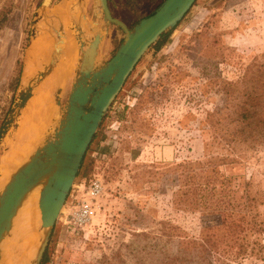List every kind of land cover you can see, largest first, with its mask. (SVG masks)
Returning a JSON list of instances; mask_svg holds the SVG:
<instances>
[{"label":"rangeland","instance_id":"rangeland-1","mask_svg":"<svg viewBox=\"0 0 264 264\" xmlns=\"http://www.w3.org/2000/svg\"><path fill=\"white\" fill-rule=\"evenodd\" d=\"M42 1L0 0V129L22 86L31 44L37 36L40 41L35 46L50 52L51 41L45 37L56 36L57 18L58 22L43 19L36 35L33 32ZM163 1L109 0V7L114 18L133 28ZM65 4L68 7L70 1ZM85 12L92 22L93 0ZM70 31L76 37L72 24L66 42L70 40L76 50L74 78L79 44L76 40V49ZM122 41L123 32L110 26L98 64L107 63ZM39 63L41 71L48 61ZM253 63H264V0H197L167 41L150 48L138 63L104 118L54 227L45 264H165V256L177 255L179 246L178 238L169 240L170 227L196 239L204 228L219 226L217 215L174 206L186 164L197 169L205 185L214 170L218 180L209 195L215 200L241 204L245 188L253 198L251 213L257 216L260 232L246 233L241 242L245 250L222 254L215 264H264V140L232 136L230 117L238 108L237 98L245 94L246 71ZM55 71L35 89L5 138L0 148V181L8 179L1 171L8 155L28 134L24 119L36 107L32 102L38 103L43 94L46 107L55 113L53 119L58 117L59 86L48 93L43 87ZM63 85L64 107L72 81ZM42 137L44 132L39 133ZM95 177L102 180L104 193L96 202L93 223L74 230L67 224V215L84 194L80 189Z\"/></svg>","mask_w":264,"mask_h":264},{"label":"water","instance_id":"water-1","mask_svg":"<svg viewBox=\"0 0 264 264\" xmlns=\"http://www.w3.org/2000/svg\"><path fill=\"white\" fill-rule=\"evenodd\" d=\"M68 1L70 4L66 7ZM88 1L43 0L36 12V20L33 22L35 35L43 19H59L58 28L54 30V44L44 59L48 64L41 71L39 63L29 78L25 79L23 74L16 102L0 129V148L35 89L58 69L70 24L74 25L77 32L78 67L64 107V88L58 84L55 102L59 115L44 132L42 142L0 185V264L3 244L16 232L19 214L36 191H40L38 211L41 218L37 228L40 237L36 252L27 264L42 263L88 148L111 106L150 48L183 21L197 0H164L152 15L141 19L133 28L113 17L109 0H93L90 22L85 12ZM61 8H66L67 21L58 11ZM112 25L123 32V41L107 63L98 64L104 35Z\"/></svg>","mask_w":264,"mask_h":264},{"label":"trees","instance_id":"trees-1","mask_svg":"<svg viewBox=\"0 0 264 264\" xmlns=\"http://www.w3.org/2000/svg\"><path fill=\"white\" fill-rule=\"evenodd\" d=\"M170 34L171 32L164 34L155 46L159 48L163 45ZM246 72L245 94L237 98L238 108L230 115L235 129L232 136L244 138L245 141H260L264 140V63H253ZM228 133H230L229 130ZM83 165L84 160L81 169ZM183 168L182 184L173 196L174 206L186 211L217 215L221 219V224L204 228L200 237L196 239L183 237L176 227H170L169 240L178 238L179 246L177 255L165 256V264H215V258L217 260V257H221L222 254L233 252L235 249L244 251L245 248L241 242L245 240L246 233L260 232L255 223L257 216L251 213L253 198L248 188L244 189V202L241 204H236L234 200L218 201L215 200L214 195H209L214 193V180H218L214 170L213 177L207 178L208 182L205 185L192 164H186ZM203 168L204 166L200 168L201 171H204ZM208 184H211L213 188H210ZM47 261L46 250L41 264Z\"/></svg>","mask_w":264,"mask_h":264},{"label":"bare ground","instance_id":"bare-ground-1","mask_svg":"<svg viewBox=\"0 0 264 264\" xmlns=\"http://www.w3.org/2000/svg\"><path fill=\"white\" fill-rule=\"evenodd\" d=\"M65 9L61 8L58 11L60 14L63 15L64 19L67 20L68 13L66 14ZM45 32L47 33L48 31ZM70 33L76 42V49H77L78 45H77V41H76L77 39L75 37V33L72 31H70ZM48 35L49 37H45V39L51 41L50 44V50H51L53 44V40H52L53 36L50 33ZM38 41H40V39L36 36L35 41L33 42V44H31L32 45L31 47L33 48H31L26 58V67L24 69L25 79L29 78L31 75L34 74V70L36 69V66L39 64V62L46 59L48 57V54L50 53L47 51L46 48H43L41 46L36 47L37 45L35 46V43ZM65 49H66L65 50L66 55H64L65 65L64 64L63 65L65 67L62 68L64 69L63 73L61 72L59 65L58 69L55 71V74H53L52 78L47 80L46 83L44 82L45 83L43 86L45 88L44 93H48L54 88V86L58 84L63 85L64 82L66 84H70L72 81L74 67H75L76 50L74 49L73 44L72 42H70V40L66 44ZM77 67H78V60L76 62L75 71L77 70ZM53 82H55V84H53ZM40 99L41 100L38 99V103L34 101L32 102L33 105L36 107H34V109L31 110L32 111L30 112L31 114L28 113L29 115H26L27 117L25 116L26 119L24 120L28 124L27 126L28 134L27 135L24 134L25 137L23 140H18L17 144L13 147L11 153L8 155L7 158L10 159L7 160L8 162L1 170V171L4 170V174H5L4 177L9 176L14 169H16L21 164H23L24 161H26V159L29 157L31 152L36 148V146L42 142V140L39 139V133L47 131L46 129L50 125V121L53 119V116L55 115L53 110H50L46 107L44 103L45 100L43 99V94L40 97ZM22 133H24V130ZM4 182L5 181L1 179L0 185L4 184ZM39 198H40V191H36V194H33L31 196V198L28 200L26 205H24L22 211L20 212L18 218V226L16 227V232L8 241H5L3 244L4 251H3L2 264H27L30 261V259L34 256L36 249L38 247L39 237H40L39 232L37 231L38 224L41 218L40 210L38 211Z\"/></svg>","mask_w":264,"mask_h":264},{"label":"built area","instance_id":"built-area-1","mask_svg":"<svg viewBox=\"0 0 264 264\" xmlns=\"http://www.w3.org/2000/svg\"><path fill=\"white\" fill-rule=\"evenodd\" d=\"M84 194L73 204L67 215V224L74 230H84L93 223L95 205L104 193V184L100 178L95 177L89 186L80 189Z\"/></svg>","mask_w":264,"mask_h":264},{"label":"crops","instance_id":"crops-1","mask_svg":"<svg viewBox=\"0 0 264 264\" xmlns=\"http://www.w3.org/2000/svg\"><path fill=\"white\" fill-rule=\"evenodd\" d=\"M43 2V1H42Z\"/></svg>","mask_w":264,"mask_h":264}]
</instances>
